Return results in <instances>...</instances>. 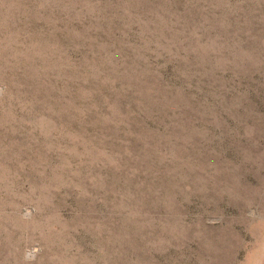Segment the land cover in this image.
I'll return each instance as SVG.
<instances>
[{
  "label": "rangeland",
  "instance_id": "rangeland-1",
  "mask_svg": "<svg viewBox=\"0 0 264 264\" xmlns=\"http://www.w3.org/2000/svg\"><path fill=\"white\" fill-rule=\"evenodd\" d=\"M0 264H264V0H0Z\"/></svg>",
  "mask_w": 264,
  "mask_h": 264
}]
</instances>
